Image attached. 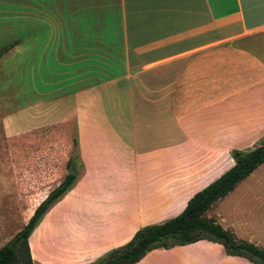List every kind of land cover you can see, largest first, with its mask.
Instances as JSON below:
<instances>
[{
	"label": "crops",
	"instance_id": "0c3cea01",
	"mask_svg": "<svg viewBox=\"0 0 264 264\" xmlns=\"http://www.w3.org/2000/svg\"><path fill=\"white\" fill-rule=\"evenodd\" d=\"M5 32L14 39L0 62L30 70V96L8 110L25 92L16 87L11 98L0 88L1 132L12 138L74 117L95 181L71 208L61 244L44 217L34 227L32 264H88L179 213L231 165V149L263 137L264 0H0ZM150 260L253 264L205 239L151 249L133 264Z\"/></svg>",
	"mask_w": 264,
	"mask_h": 264
},
{
	"label": "rangeland",
	"instance_id": "374dc122",
	"mask_svg": "<svg viewBox=\"0 0 264 264\" xmlns=\"http://www.w3.org/2000/svg\"><path fill=\"white\" fill-rule=\"evenodd\" d=\"M13 39L14 37L7 36L6 32L1 33L0 48L10 44ZM9 61L11 59L5 57L0 62V88L5 94L12 93L11 98L16 87L25 92L16 100L7 102L6 109L12 110L28 103L26 98L30 96V70L12 69L9 67ZM46 77L48 80L47 75ZM73 139L76 141L75 148L72 147ZM261 141L264 142V134ZM33 142L36 144L32 145ZM47 157L52 158L53 165L42 163L43 158ZM69 157L71 160L66 163ZM232 162L230 154L225 166ZM69 169L75 175L73 184L54 203L59 207L50 209L53 204L49 212L42 216L45 223L53 224L49 235L58 239L60 244L62 240L68 238L66 224L68 225L72 215L71 208L86 203L90 188L94 187L95 182L92 180L94 176L92 169L90 170L80 157L74 117L64 119L58 124L44 125L39 130L12 138L5 137L0 129V246L24 224L28 209L40 196L39 192L50 185L55 187ZM205 215L231 231L236 239L249 241L264 249V163L239 181L225 196L215 201ZM246 233L250 237H256L255 242L248 240ZM43 235H48L47 229ZM220 248L224 251L221 245ZM180 251L182 250L172 252ZM104 252L88 264H94ZM142 264L162 262L150 260L143 261Z\"/></svg>",
	"mask_w": 264,
	"mask_h": 264
},
{
	"label": "trees",
	"instance_id": "16d2710c",
	"mask_svg": "<svg viewBox=\"0 0 264 264\" xmlns=\"http://www.w3.org/2000/svg\"><path fill=\"white\" fill-rule=\"evenodd\" d=\"M13 42L0 48V55ZM76 141L73 139L72 147ZM232 164L215 179L194 192L176 215L158 223L138 227L123 245L114 247L99 256L94 264H133L154 248H169L205 239L220 244L224 252L246 258L253 264H264V249L223 228L205 212L218 199L264 163V142L261 140L245 151L230 150ZM71 157L66 163H69ZM74 173L67 172L61 181L36 205L27 221L0 246V264H32L27 237L39 223L45 212L71 187Z\"/></svg>",
	"mask_w": 264,
	"mask_h": 264
},
{
	"label": "water",
	"instance_id": "95a60500",
	"mask_svg": "<svg viewBox=\"0 0 264 264\" xmlns=\"http://www.w3.org/2000/svg\"><path fill=\"white\" fill-rule=\"evenodd\" d=\"M68 172L72 173L73 171L71 169H69Z\"/></svg>",
	"mask_w": 264,
	"mask_h": 264
}]
</instances>
